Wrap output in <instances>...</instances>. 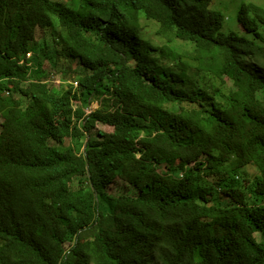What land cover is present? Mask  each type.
<instances>
[{
    "label": "trees",
    "instance_id": "1",
    "mask_svg": "<svg viewBox=\"0 0 264 264\" xmlns=\"http://www.w3.org/2000/svg\"><path fill=\"white\" fill-rule=\"evenodd\" d=\"M216 2L0 0V264H264V0Z\"/></svg>",
    "mask_w": 264,
    "mask_h": 264
},
{
    "label": "rangeland",
    "instance_id": "2",
    "mask_svg": "<svg viewBox=\"0 0 264 264\" xmlns=\"http://www.w3.org/2000/svg\"><path fill=\"white\" fill-rule=\"evenodd\" d=\"M241 4H242V0H219L218 4L217 2L214 4V8L221 11L226 18L225 23L223 24V30H222L223 32L228 33V31L235 30L243 34L244 29L239 22V9L242 6ZM143 24L148 27L147 30H149V32L151 33L150 38L156 41L157 37L155 36V34L157 32L158 25L154 24L153 22H143ZM43 34H44L43 29L39 27L37 30V38L41 39ZM247 35L252 37V35L250 34ZM259 42L261 44H264V39L263 41H259ZM95 105H93L91 109L87 111V113H89L90 110L94 111L96 109ZM106 131L110 132L111 129ZM254 170H255L254 168L248 166V168L246 169V173L241 174V178H243L244 181L245 180L252 181L253 179H255L254 174H256Z\"/></svg>",
    "mask_w": 264,
    "mask_h": 264
}]
</instances>
